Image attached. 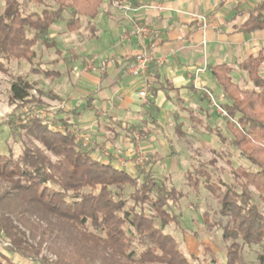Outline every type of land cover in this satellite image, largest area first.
<instances>
[{
    "label": "trees",
    "instance_id": "trees-1",
    "mask_svg": "<svg viewBox=\"0 0 264 264\" xmlns=\"http://www.w3.org/2000/svg\"><path fill=\"white\" fill-rule=\"evenodd\" d=\"M105 1L53 0L56 8L26 15L19 0H5L0 12V71L7 70L5 61L33 63L37 57V44L66 11L72 13L67 22L68 30L74 32L81 18L93 23ZM244 15L246 20L239 29L242 33L250 35L264 31V0ZM44 43L49 45L45 39ZM263 65L264 48L239 64L240 70L247 74L246 87L234 81L232 66L222 64L212 68V75L221 90V96H215L220 97L221 106L228 113L226 129L231 137H226L218 128L212 132L220 142L229 143L252 164V169L234 168L229 162L233 180L243 190L240 192L235 185L225 181H212L213 172L200 160L195 173L186 175L192 192L197 194L203 185L218 200L220 214L226 219L217 225L226 244V264H240L245 245L264 242ZM45 75L49 79L62 77L61 73L51 71ZM31 89L34 86L25 80L15 81L11 101H26ZM72 112L79 115L76 109ZM60 122L64 124L63 129L56 127ZM66 125V120L48 122L46 117H37L19 127L20 133L24 131L44 149L25 144L17 156L11 152L0 154V179L11 185V191L2 202L12 200L39 221L51 225L52 220H56L66 226L72 238L70 241L84 251V256L111 259L116 263L125 259L128 264H191L180 243L164 232L166 227L179 223L182 218L169 212V204H178L185 195L172 185L171 177H164L160 182L153 177V167L160 159L149 157L146 167L138 168V175L133 176L118 168L113 157L108 162L93 157L91 150L79 142ZM178 134L179 138L184 134L182 127ZM209 163L216 164L215 159ZM125 187L133 189L127 199L123 198ZM250 188L258 194V200L249 192ZM204 224L209 227L206 217ZM1 229L24 257L39 258V251L28 245L21 236L25 234L10 221L4 220ZM136 238H140L142 249L134 259ZM203 249L211 254L212 264H222L210 248L204 246ZM259 262L264 264V254L259 257ZM0 264L14 263L0 254ZM41 264L49 263L42 260Z\"/></svg>",
    "mask_w": 264,
    "mask_h": 264
},
{
    "label": "crops",
    "instance_id": "crops-1",
    "mask_svg": "<svg viewBox=\"0 0 264 264\" xmlns=\"http://www.w3.org/2000/svg\"><path fill=\"white\" fill-rule=\"evenodd\" d=\"M261 1L132 0L136 7L162 4L166 10L159 13L141 9L129 15L105 1L91 23L93 38L80 41L72 50L68 47L77 62L68 66L70 99L64 105L66 112L57 120H66L69 109L76 107L79 116L67 119L66 128L76 138L80 131L91 133L93 157L103 162L113 157L118 168L133 176L138 175V167H146L151 156L160 159L152 175L160 173L173 179L171 174L179 168L189 169L187 175L195 164L193 151L214 145V138L220 143L212 131L221 129L229 137L226 121L197 94L192 78L197 69H204L201 81L221 96L212 68L226 64L233 67L234 81L246 87L248 78L241 75L239 64L264 48V31L249 35L239 29L246 20L244 13ZM64 14L66 20L72 15L71 11ZM137 17L147 20L160 33L151 41L156 60L148 71L153 91L147 99L139 95L144 79L133 78L127 72L137 54V39L123 41L132 30V19ZM202 18L207 21L206 28ZM56 24L46 38L60 48L64 36ZM88 57H97L95 71L87 69ZM179 126L184 132L181 138ZM56 127L63 129L64 124L60 122ZM135 133L142 137L140 148L147 157L143 166L136 163Z\"/></svg>",
    "mask_w": 264,
    "mask_h": 264
},
{
    "label": "rangeland",
    "instance_id": "rangeland-1",
    "mask_svg": "<svg viewBox=\"0 0 264 264\" xmlns=\"http://www.w3.org/2000/svg\"><path fill=\"white\" fill-rule=\"evenodd\" d=\"M19 1L22 12L26 15L32 12L41 13L45 9L56 8L53 0ZM4 4L5 0H0V12ZM66 18L67 15L63 14V18L56 24L59 27L58 31L60 34L64 36L60 40V48L56 47L58 43H53L49 38L43 37L35 48L37 57L33 63L16 60L4 62L7 70L0 71V154L8 155L11 152L17 156L21 153L25 144L44 149L33 137L25 135L24 131L20 133L22 130H19V127L26 125L29 121L37 117H46L48 122H53V119L57 120V116L66 112L67 105H64L70 99L69 80L67 77L70 74L68 72V66L70 64L73 65L76 61L70 56L71 47H77L82 40L92 39L95 34L91 28V22L86 18L80 21L79 27L74 32H70L68 25L63 23L70 21L72 15L67 20ZM44 39L49 45L44 43ZM68 47L70 50H68ZM93 58H87L86 66ZM48 71L59 72L62 77L49 79L45 75ZM239 71L247 79V74L241 70ZM261 73L264 75V65L261 68ZM19 79H23L25 82L32 84L34 89L29 90V97L26 101L13 103L11 101V89L13 83ZM238 80L243 85L242 79L240 78ZM215 97L221 104L220 97ZM38 104H43L47 107L42 108ZM70 109L68 112L70 113V117L65 118L67 122L69 119L71 120L79 116L72 112L76 107ZM216 113L218 114L217 111ZM218 115L220 116L219 118H223L220 114ZM223 120L226 121V118H223ZM225 131L231 137L228 130L226 129ZM79 133L89 135L91 143L86 147L92 150L93 138L91 133L88 134L82 131ZM216 138L218 139L217 136ZM76 139L78 140V138ZM174 139L178 141L176 137ZM213 144L208 145L207 148H198L196 151H193L195 164L190 169L191 172L195 173V169L198 167L197 160L203 161L204 166L213 172L212 181L216 183L220 180L225 181L235 185L241 192L243 189L233 180L229 162L232 163V167L234 168L243 166L252 169V164L240 156L239 152L229 143H219L214 138ZM183 146L185 147V145ZM211 149L213 150L211 151ZM215 152L218 154H215ZM212 159H215L216 164L209 163ZM187 170L189 169L179 168L171 174L173 186L179 192L184 193L185 197L178 204H169V212L175 215L179 214L182 218L179 223L166 227L164 232L172 235L180 243L183 252L191 264H212L211 254L204 252V246L210 248L211 252L220 258L222 264H226V244L222 239V230L217 227L220 222H225L226 219H223L220 214L218 200L203 185L197 194L192 192L187 184ZM153 176L158 182L164 179V176L160 173H154ZM201 181L204 180L202 179ZM112 189L117 191L116 188ZM10 191V183L0 179V254H3L14 264H41L42 260L47 261L49 264H128L125 259L116 263L111 259L103 260L100 257L91 258L84 256L83 250H79L73 246V243L70 241L72 239L71 235L66 226H61L56 220H52L51 225L47 222L39 221L31 213L23 211L22 206L20 207L12 200L2 202V198ZM132 191V188L125 187L123 198L127 199ZM249 192L258 200V194L253 188H250ZM147 213L149 214V208H147ZM204 217L208 219L209 227L204 224ZM4 220L10 221L17 230L25 234V236H21L25 237L28 245L34 246L39 251V258L37 259L35 257L38 261L24 257V255L15 249L11 238H8L1 229V224ZM139 240L140 238L135 239V247L133 249L134 259H137L142 249ZM241 254L242 259L240 264H260L259 257L264 254V242L255 246L245 245Z\"/></svg>",
    "mask_w": 264,
    "mask_h": 264
},
{
    "label": "built area",
    "instance_id": "built-area-1",
    "mask_svg": "<svg viewBox=\"0 0 264 264\" xmlns=\"http://www.w3.org/2000/svg\"><path fill=\"white\" fill-rule=\"evenodd\" d=\"M114 6L124 12L125 14H136L141 9L145 10H152L156 12H164L166 8L162 4H154V5H146L143 7H136L132 0H114L113 2ZM204 22V27H207V21L205 18H202ZM132 30L129 34L125 35L123 37V41L125 42H132L134 38L137 39V54L134 57V60L128 67V74L132 76L133 78H142L144 79V87L139 93L140 97L142 99H147L152 94V85L147 80L148 77V71L151 66V64L156 60V57L154 56L152 52V40L158 39L160 37V33L157 29L153 28L152 25L147 20H142L139 17L132 19ZM97 61V57H94L88 62L87 69L95 71V63ZM204 72V69H197V71L194 74V77L192 78V84L197 92L202 98L207 100L210 104V106L215 109L218 114H220L223 118H228V113L226 110L221 106V104L217 101V98L215 97V94L213 91L208 88L202 81L200 74ZM135 147L137 152V159L136 163L137 165L143 166L145 162L147 161L146 155L142 152L140 145L142 137L135 133ZM78 141L83 142L82 144L86 147L90 145L91 138L89 135H78L77 136Z\"/></svg>",
    "mask_w": 264,
    "mask_h": 264
}]
</instances>
